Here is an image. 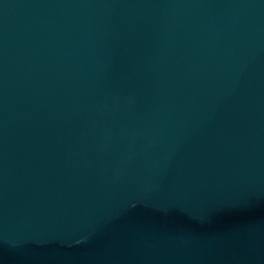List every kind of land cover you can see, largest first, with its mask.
<instances>
[{
  "label": "water",
  "instance_id": "water-1",
  "mask_svg": "<svg viewBox=\"0 0 264 264\" xmlns=\"http://www.w3.org/2000/svg\"><path fill=\"white\" fill-rule=\"evenodd\" d=\"M0 264H264V0H0Z\"/></svg>",
  "mask_w": 264,
  "mask_h": 264
}]
</instances>
